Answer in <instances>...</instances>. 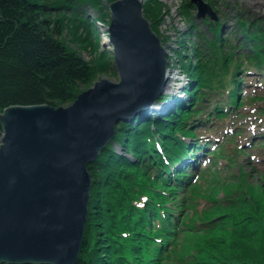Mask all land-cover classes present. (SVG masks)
Returning <instances> with one entry per match:
<instances>
[{
    "label": "trees",
    "instance_id": "16d2710c",
    "mask_svg": "<svg viewBox=\"0 0 264 264\" xmlns=\"http://www.w3.org/2000/svg\"><path fill=\"white\" fill-rule=\"evenodd\" d=\"M100 2L56 0L50 5L40 0H0V112L9 105H65L89 83L98 64L78 51L90 47L93 39L90 18L79 15L78 9L90 5L101 11ZM148 10L149 5L143 8ZM149 12L152 18L158 15ZM243 16L241 13L237 23L239 34L232 39L236 42L220 35V19L206 18L210 35H199L200 49L183 48L179 53L183 59L180 67L190 79L185 87L189 99L161 117L141 120L136 116L133 121L119 123L112 141L87 165L91 194L75 264H158L182 226L193 228L216 221L217 227H224L221 209L234 202L230 193L211 197L221 206L219 212L208 211L210 217L196 219L195 210L182 216L185 222L178 216L184 205L175 198L193 177L181 160L196 158L197 150L204 147L199 141L184 140L196 136L189 122L199 124L211 114L224 117L235 112L243 103L238 98L242 75L255 68L264 72V21H248ZM203 94L213 102L203 105ZM241 233L233 234L238 240L235 247L255 237L248 235L245 227ZM260 236L264 239V228ZM245 251L239 247L231 254L222 253L213 263L252 264L255 255L264 253V242L258 246V254L249 256ZM261 256L258 264H264V254ZM202 263L206 264L205 259Z\"/></svg>",
    "mask_w": 264,
    "mask_h": 264
},
{
    "label": "water",
    "instance_id": "95a60500",
    "mask_svg": "<svg viewBox=\"0 0 264 264\" xmlns=\"http://www.w3.org/2000/svg\"><path fill=\"white\" fill-rule=\"evenodd\" d=\"M189 2L197 17L217 19L210 3ZM142 3H110L103 44L114 54L118 81L102 78L67 106L9 105L0 112V263L75 264L91 194L87 165L119 123L172 105L174 83L166 78L177 75Z\"/></svg>",
    "mask_w": 264,
    "mask_h": 264
},
{
    "label": "rangeland",
    "instance_id": "374dc122",
    "mask_svg": "<svg viewBox=\"0 0 264 264\" xmlns=\"http://www.w3.org/2000/svg\"><path fill=\"white\" fill-rule=\"evenodd\" d=\"M40 1L50 5L56 2V0ZM112 1L101 0L99 4L103 6L101 11L90 5L78 9L79 15L89 16L93 38L90 47L78 51L85 59L94 60L93 64L96 62L98 64L92 79L88 84L81 86V91L93 86L102 78L119 80V74L113 63L114 54L110 51V46L103 44L107 36L106 28L111 23ZM189 1L143 0L142 3L143 8L147 5L150 7L148 12L143 11V15L165 46L167 66L178 76L173 83H180L179 86L190 82L189 77L180 67L183 59L179 53L183 48L190 50L191 47L196 46L200 49L199 35H210L205 22L209 16L196 17L197 9L193 4H189ZM204 1L211 3V7L217 11V16L223 24L220 35L230 38L231 42H236V36L239 34L236 28L241 13L243 17H248V21H264V0ZM149 11L156 12L157 17L152 18ZM245 12L248 13L247 16L243 14ZM65 14L71 15L70 11H66ZM70 45L76 44L70 43ZM100 53L105 61L101 60L102 56L99 57ZM242 78L243 84L238 92V98H241L243 103L237 108L234 107L235 112L227 113L224 117L211 114L206 122L195 123L192 126L196 138L201 144L207 142V147L203 157L196 162V167L191 171L193 177L189 185L180 189L175 198H180L184 205L178 216L181 217V222H185L182 216L191 215L195 210L198 211L196 219L210 217V211L212 214L219 212L221 206L212 201L211 197L220 198L230 193L228 195L234 202L224 204L221 209L220 216L225 221L224 227H217L216 221L197 224L193 228L182 226L176 239L172 240L162 252L158 264H203L202 259H205L206 264H214L213 261L222 253L223 256L231 254L239 247L243 250L246 248L245 253L247 252L249 256L258 254V246L264 242L263 237L260 236L263 235L264 228V72L257 68L251 69L245 72ZM211 93L219 98L215 91ZM203 96L205 99L203 105L211 104L214 100H207L208 96L205 94ZM74 99L63 106L70 105ZM242 227L248 228V235L254 234L255 237H248L235 247L238 240L233 234H242ZM207 244H211L212 247L209 248ZM252 250L254 252L250 254ZM261 255L260 257L255 255L252 264H258Z\"/></svg>",
    "mask_w": 264,
    "mask_h": 264
},
{
    "label": "bare ground",
    "instance_id": "6f19581e",
    "mask_svg": "<svg viewBox=\"0 0 264 264\" xmlns=\"http://www.w3.org/2000/svg\"><path fill=\"white\" fill-rule=\"evenodd\" d=\"M142 2H143V0H142ZM177 77H178V76H177ZM168 80H169V81H168ZM173 80H174V79H171V78L169 79V77L166 78V84L169 85L171 82H173ZM167 81H168V82H167ZM166 84H165V86H167ZM170 87H171V86H168L167 88H170ZM134 119H135V117H133V118H129L128 121H133ZM123 122H125V121H123Z\"/></svg>",
    "mask_w": 264,
    "mask_h": 264
}]
</instances>
